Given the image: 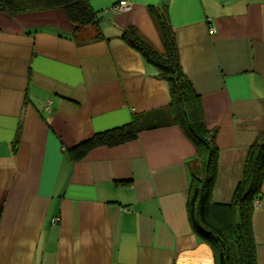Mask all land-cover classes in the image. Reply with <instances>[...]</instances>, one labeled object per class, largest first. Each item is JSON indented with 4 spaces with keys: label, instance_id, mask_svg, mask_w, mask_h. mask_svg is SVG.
<instances>
[{
    "label": "crops",
    "instance_id": "obj_1",
    "mask_svg": "<svg viewBox=\"0 0 264 264\" xmlns=\"http://www.w3.org/2000/svg\"><path fill=\"white\" fill-rule=\"evenodd\" d=\"M119 1L88 0L99 18L79 32L63 7L0 10V264H213L187 210L199 160L180 125L143 129L80 159L70 149L167 109L169 84L122 38L132 27L164 51L152 7L216 130L211 197L230 202L264 131V0H126L110 10ZM251 223L264 264V177Z\"/></svg>",
    "mask_w": 264,
    "mask_h": 264
},
{
    "label": "trees",
    "instance_id": "obj_2",
    "mask_svg": "<svg viewBox=\"0 0 264 264\" xmlns=\"http://www.w3.org/2000/svg\"><path fill=\"white\" fill-rule=\"evenodd\" d=\"M53 7L64 8L72 32L96 24L99 18L88 0H0V10L8 13ZM150 11L156 17L163 38L162 53L140 38L132 27L123 31L122 38L139 50L157 68L159 77L169 84L167 109L162 111L158 121L143 123L134 118L126 124L97 132L70 149L72 158H82L95 146H113L135 139L143 129L164 123L180 125L193 141L199 160L198 166L190 168L187 199L193 230L210 244L213 264H256L251 215L264 177V131L249 147L243 176L234 187L232 200L227 203L214 201L211 195L217 168L216 130L205 126L201 97L181 68L172 28L162 14L152 7Z\"/></svg>",
    "mask_w": 264,
    "mask_h": 264
},
{
    "label": "built area",
    "instance_id": "obj_3",
    "mask_svg": "<svg viewBox=\"0 0 264 264\" xmlns=\"http://www.w3.org/2000/svg\"><path fill=\"white\" fill-rule=\"evenodd\" d=\"M128 6H129V3L126 0H121L118 3H116L115 5H112L111 8H110V10H112V11H119V10H122V9L127 8ZM209 30H210V32H215L216 31L215 27H213V26L210 27ZM50 104H51V101H47V103L45 105V108L47 110H50ZM253 204H254V206H256L258 204V199L254 200V203ZM54 220L55 221H58L59 218L58 217H55Z\"/></svg>",
    "mask_w": 264,
    "mask_h": 264
}]
</instances>
